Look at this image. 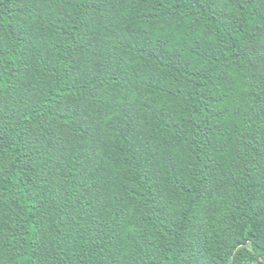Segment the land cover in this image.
Returning <instances> with one entry per match:
<instances>
[{"label": "trees", "instance_id": "16d2710c", "mask_svg": "<svg viewBox=\"0 0 264 264\" xmlns=\"http://www.w3.org/2000/svg\"><path fill=\"white\" fill-rule=\"evenodd\" d=\"M0 264H264V0H0Z\"/></svg>", "mask_w": 264, "mask_h": 264}]
</instances>
